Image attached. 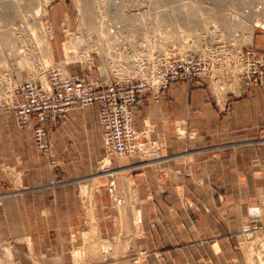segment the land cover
<instances>
[{
  "label": "crops",
  "instance_id": "0c3cea01",
  "mask_svg": "<svg viewBox=\"0 0 264 264\" xmlns=\"http://www.w3.org/2000/svg\"><path fill=\"white\" fill-rule=\"evenodd\" d=\"M11 122L0 116V128ZM47 126L54 174L65 184L49 187L52 174L34 150L28 179L24 174L2 199L0 244L12 248L18 264L33 257L74 264L89 219L85 187L92 189L100 233L128 237L139 264H248L241 236H264V87L229 98L225 111L201 80L171 84L159 102L142 97L133 126L149 151L110 156L105 171L98 169L104 150L95 105ZM12 137L16 144H1L0 156L15 151L26 170L19 167L24 135Z\"/></svg>",
  "mask_w": 264,
  "mask_h": 264
},
{
  "label": "rangeland",
  "instance_id": "374dc122",
  "mask_svg": "<svg viewBox=\"0 0 264 264\" xmlns=\"http://www.w3.org/2000/svg\"><path fill=\"white\" fill-rule=\"evenodd\" d=\"M87 3H89L88 8ZM5 4H11L15 11L13 9L5 11L7 14L1 18L2 20L0 19V38L3 33L5 34L2 39L9 38L8 43L12 42L14 37L15 39L21 38L22 43L15 44V48H20L21 57H29L27 49L34 47L36 58L34 61L25 60L21 71V66L17 63L19 60L15 62L8 55L5 47H0L2 58L5 56V61L3 60L0 65V116L13 121L6 128H0V145L4 144L11 148L13 144H16L12 134L22 133L24 135L23 157L25 160L24 163H19V167L22 164V167L24 166L26 169L18 168L15 151L14 154L9 153L10 156H0V207L2 199L10 191L22 185L24 174L25 179H28L27 174L35 159L34 150L43 156L52 174L49 187L54 190L55 187L65 184L61 178L54 174L58 161L53 148L52 158L56 162L55 165L51 164L52 158L36 147L34 126L37 124L33 122L31 125L20 126L13 112H9L5 108V104L12 100L14 87L18 83L31 80L45 81L51 67L55 63L64 61L67 48L65 45L67 44L62 25L66 22L71 31L82 29L91 35L105 36L106 30L109 32V30L119 27L121 29V35H118L120 40L125 41L126 46H129L134 54L142 59L153 56L159 58L164 55H181L178 42L182 43V50L200 51L199 54L204 50L206 54L217 60L216 68L224 74V81L227 82L233 81L230 73L232 67L236 68L237 59L235 57L237 54L247 50L264 54V43L261 45L262 47H258L257 44L260 40L264 42V29L252 26L257 22L264 23V0H0L1 13L4 12L3 5ZM10 16L13 18L10 19ZM3 18L9 21L6 23ZM176 19L180 20L181 24ZM88 20L91 22L90 24L86 23ZM192 22L195 23L191 29L188 23L192 24ZM3 23H6V26ZM154 23L157 26L153 27ZM44 26L52 28L54 32L52 40H49L45 34ZM33 34L42 40V46L45 42L49 43L52 48V59L45 51L44 53L41 51L40 46L31 42ZM162 39H169V41H166L160 48L158 44ZM28 40L34 46L29 47ZM68 73H81V71L77 67L70 66ZM252 87H264V85ZM250 88L243 90L238 96H227V100L242 97ZM48 131L49 127L47 126V134ZM109 157L104 153V158L98 167L99 171L109 168ZM82 194L87 201L89 219L86 222V234L84 235L85 246L74 251V264H139L136 254L132 252V243L128 237L107 238L100 233L95 217L92 189L85 187ZM250 233L256 235V239L248 238L244 244L242 237L246 235L247 238V234ZM243 236H241V242L245 253L250 251L252 253L251 256H249L250 253L246 254L248 264H264V236L262 233L247 232ZM121 242H126L128 245L126 251L121 253L122 255L117 250L113 251ZM104 243L107 244L104 245ZM105 246L107 248L109 246V248L105 249ZM77 253L81 255L79 258ZM12 256V248L0 244V264H18ZM32 260V264H41L35 260V257Z\"/></svg>",
  "mask_w": 264,
  "mask_h": 264
},
{
  "label": "built area",
  "instance_id": "2783aa9c",
  "mask_svg": "<svg viewBox=\"0 0 264 264\" xmlns=\"http://www.w3.org/2000/svg\"><path fill=\"white\" fill-rule=\"evenodd\" d=\"M44 27L45 34L52 40V28ZM120 30L119 27L106 30L110 37L83 34L78 29L71 31L66 22L62 25L66 44L75 41L77 48L67 47L64 61L51 67L47 80L21 82L14 87L13 98L5 108L13 112L20 126L38 123L34 126L36 147L50 158L52 146L47 138V124L74 109L97 107L107 156L139 157L149 151L147 141L133 126V109L142 97L152 95L159 102L171 84L201 80L216 106L225 111L227 96H238L252 86L264 85L262 53L247 50L237 54L236 68L232 67L230 73L233 81L227 82L216 68L217 60L204 50L199 54L198 50L186 49L188 51L181 50L178 56L142 59L120 40ZM70 66L79 68L81 73H68ZM50 161L56 164L53 158Z\"/></svg>",
  "mask_w": 264,
  "mask_h": 264
},
{
  "label": "bare ground",
  "instance_id": "6f19581e",
  "mask_svg": "<svg viewBox=\"0 0 264 264\" xmlns=\"http://www.w3.org/2000/svg\"><path fill=\"white\" fill-rule=\"evenodd\" d=\"M88 2V1H87ZM88 5H89V3H87V8H88ZM4 6V12H3V10H2V12L3 13H1L0 12V19L2 18V17H4L7 13V10H10L11 11V9H13L14 10V8H13V6L11 5V4H5V5H3ZM17 6V5H16ZM86 6V5H85ZM22 7V6H21ZM85 10V9H84ZM6 11V12H5ZM9 11V12H10ZM15 11V10H14ZM8 12V13H9ZM10 13H12V12H10ZM9 13V14H10ZM20 13V12H19ZM85 14V13H84ZM11 15V14H10ZM32 15V14H31ZM11 17V16H10ZM9 17V18H10ZM13 17H14V15H13ZM13 17H11L10 19H12ZM4 20H6L5 18H3ZM90 19V18H89ZM2 20V19H1ZM87 20V19H86ZM177 20V19H176ZM9 20H6V23L8 22ZM178 21V23L180 22V20H177ZM177 21H176V23H177ZM11 22V21H10ZM6 23H3L4 24V26H6L5 24ZM86 23H88V24H90L91 22L88 20ZM195 22H192V24H190V23H188V26H191V29H192V25L194 24ZM9 24V23H8ZM7 24V25H8ZM180 24H181V22H180ZM157 26L155 23L153 24V27H155V26ZM186 26V25H185ZM253 27H261L262 29H264V23L263 22H261V23H259V22H257L256 24H253L252 25ZM78 31L79 32H81V33H85L86 32V30H82V29H78ZM33 33H34V31H32ZM120 32V31H119ZM3 34H5V33H3ZM3 34H2V37H3ZM7 34H8V32H7ZM35 34V33H34ZM33 34V39L31 40V42H33L34 43V45L36 44L37 46H40L41 48V51L44 53V51H45V53H47V54H49L50 55V59H52V48H51V46L49 45V43H47V42H45V44H44V46H42L43 44H41V41L42 40H40L38 37H36V35H34ZM2 37L0 38V47L1 46H4L5 47V49H6V51H8V55L11 57V59H14V61L16 62V60H19L17 63L21 66V71L23 70L22 69V64H23V62L25 61V60H28V61H34L35 60V55H34V47L33 48H28L27 49V52L30 54V56L29 57H21V56H18L19 55V53L17 52V51H19V47L18 48H15V44L17 43V42H20L21 41V38L19 39V37L18 38H16L15 39V37H14V40L12 41V42H10V43H8V40H9V38H7L6 40L5 39H2ZM105 37H110L109 36V34H107L106 33V35H105ZM4 38V37H3ZM13 38V37H12ZM169 39H171V38H169ZM169 39L168 40H164V39H162V40H160V42H159V46H160V48L161 47H163L164 46V44L166 43V41H169ZM29 40H28V45H29V47H32V46H34V45H32V43H31ZM23 43H24V41H23ZM179 44V47H180V50H182V48H183V45H182V43H180V42H178ZM77 46H78V43H76L75 41H71V43H69L66 47H68V49H75V48H77ZM67 49V48H66ZM26 51V50H25ZM104 52L106 53V52H108L107 50L105 51L104 50ZM2 58V50L0 51V65H2L1 63L3 62V60L5 61V56H3V58ZM24 58V59H23ZM21 63V64H20ZM105 244H107V243H104V245ZM245 244V243H244ZM109 246H111V245H109ZM109 246H108V248H109ZM105 249L107 248V246H105L104 247ZM107 248V249H108ZM126 248H127V243L126 242H121V244H119V245H117L116 247H115V249H114V246H113V248H112V250L113 251H116L117 250V252L119 253V254H121V253H123V252H125L126 251ZM247 248V247H246ZM251 250V249H250ZM250 253V254H249ZM247 252L246 254H249V256H251V251L250 252ZM122 255V254H121ZM77 256L79 257L80 256V254L79 253H77ZM247 258H248V256H247Z\"/></svg>",
  "mask_w": 264,
  "mask_h": 264
}]
</instances>
